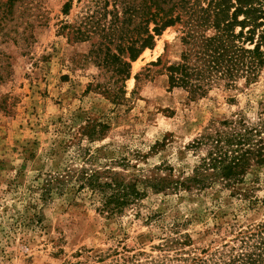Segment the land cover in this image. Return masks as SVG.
I'll use <instances>...</instances> for the list:
<instances>
[{"label": "rangeland", "instance_id": "374dc122", "mask_svg": "<svg viewBox=\"0 0 264 264\" xmlns=\"http://www.w3.org/2000/svg\"><path fill=\"white\" fill-rule=\"evenodd\" d=\"M153 11L150 0H0V264H184L181 252L264 221L255 165L233 187L153 186L194 173L211 147L202 135L252 130L264 149V70L252 83L214 75L197 93L171 86L185 27L156 34ZM95 172L140 198L110 215L79 189Z\"/></svg>", "mask_w": 264, "mask_h": 264}, {"label": "trees", "instance_id": "16d2710c", "mask_svg": "<svg viewBox=\"0 0 264 264\" xmlns=\"http://www.w3.org/2000/svg\"><path fill=\"white\" fill-rule=\"evenodd\" d=\"M150 5L154 7L151 19L156 34L177 22L185 27L182 38L188 48L182 61L168 67L171 86H186L197 93L205 80L214 75L228 83L239 77L252 83L264 70V0H150ZM210 29L214 32L208 35ZM150 38L153 41V36ZM152 43L150 40L142 43L130 59L135 60ZM192 53L199 64L188 62ZM121 91L125 93L123 88ZM119 99L117 95L114 103L121 104ZM207 142L210 150L191 176L182 181L163 178L153 186L157 190L205 189L215 181H222L224 186L233 187L244 180L254 165L264 169V149L255 147L252 130L209 133L198 140V143ZM79 180V189L87 188L102 195L104 210L110 215L123 212L141 196L136 184H127L117 177L102 181L98 172ZM191 243L190 235L180 242ZM181 253L187 256H180L177 261L184 264H264V221L241 228L232 244L211 252L203 249L202 255Z\"/></svg>", "mask_w": 264, "mask_h": 264}]
</instances>
